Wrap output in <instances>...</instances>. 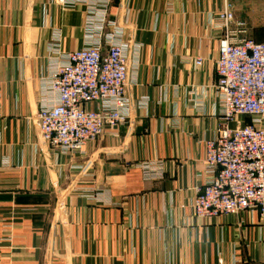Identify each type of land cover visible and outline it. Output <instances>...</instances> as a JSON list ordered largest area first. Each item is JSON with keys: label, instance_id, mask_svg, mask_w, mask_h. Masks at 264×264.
I'll list each match as a JSON object with an SVG mask.
<instances>
[{"label": "crops", "instance_id": "1", "mask_svg": "<svg viewBox=\"0 0 264 264\" xmlns=\"http://www.w3.org/2000/svg\"><path fill=\"white\" fill-rule=\"evenodd\" d=\"M229 4L264 42V0H0V264H264L259 211L193 210L211 177L206 141L252 122L226 121L215 89ZM114 42L128 122L82 153L39 142L36 113L64 54Z\"/></svg>", "mask_w": 264, "mask_h": 264}, {"label": "built area", "instance_id": "2", "mask_svg": "<svg viewBox=\"0 0 264 264\" xmlns=\"http://www.w3.org/2000/svg\"><path fill=\"white\" fill-rule=\"evenodd\" d=\"M67 4L68 0H57ZM221 33L215 89L226 121L238 116L252 122L224 125L205 143L210 179L198 188L193 210L198 217H221L243 210L264 215V42L246 36L245 23L232 5L217 16ZM203 58L196 60L202 66ZM129 69L125 48L111 43L70 51L56 66L43 90L36 113L39 142L65 155L128 122L125 95ZM89 103L97 108L88 109Z\"/></svg>", "mask_w": 264, "mask_h": 264}, {"label": "rangeland", "instance_id": "3", "mask_svg": "<svg viewBox=\"0 0 264 264\" xmlns=\"http://www.w3.org/2000/svg\"><path fill=\"white\" fill-rule=\"evenodd\" d=\"M240 21V20H239Z\"/></svg>", "mask_w": 264, "mask_h": 264}]
</instances>
